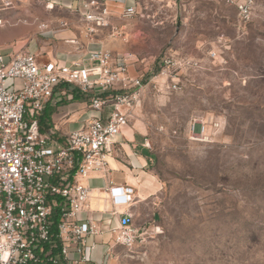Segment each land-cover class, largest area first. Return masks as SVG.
<instances>
[{"label":"rangeland","instance_id":"rangeland-1","mask_svg":"<svg viewBox=\"0 0 264 264\" xmlns=\"http://www.w3.org/2000/svg\"><path fill=\"white\" fill-rule=\"evenodd\" d=\"M252 1L251 20L240 24L224 0H149L134 18L113 24L117 39L39 0H12L0 12L8 21L0 29L4 54L46 62L61 45L91 51L111 38V52L130 54L131 74L144 79L164 54L200 62L201 70L181 72V90L148 87L133 111L130 125L147 139L158 186L134 208L140 240L131 250L115 246L112 264H264V0ZM69 23L86 43L56 37ZM91 112L89 97L69 91L46 116L51 129L66 133ZM200 121L211 131L207 142L191 138Z\"/></svg>","mask_w":264,"mask_h":264},{"label":"built area","instance_id":"built-area-1","mask_svg":"<svg viewBox=\"0 0 264 264\" xmlns=\"http://www.w3.org/2000/svg\"><path fill=\"white\" fill-rule=\"evenodd\" d=\"M235 7L238 23L252 18V0H224ZM12 0H0V12ZM83 20L97 29L119 34L110 13L96 0H84ZM134 7L121 11L122 20L136 16ZM8 23L0 14V29ZM209 58L217 54L211 51ZM132 56L109 50L88 52L81 61L42 62L28 52H0V264H86L88 237L97 233L88 210L93 173H106L108 157L133 111L142 106L148 87L156 93L182 89L181 72H195L198 60L164 54L149 79L131 74ZM88 63V64H85ZM89 97L98 116L63 136L41 130L40 116L66 92ZM216 128V124H214ZM192 140L207 142L211 131L200 121L192 124ZM113 206H127L131 187H109ZM114 246L133 249L140 235L130 214L113 212ZM55 227V231H53ZM95 246L91 245L90 250ZM98 264H107L101 262Z\"/></svg>","mask_w":264,"mask_h":264},{"label":"crops","instance_id":"crops-1","mask_svg":"<svg viewBox=\"0 0 264 264\" xmlns=\"http://www.w3.org/2000/svg\"><path fill=\"white\" fill-rule=\"evenodd\" d=\"M47 10L62 11L68 14H75L79 17V21L83 20L82 13L84 0H39ZM110 13L112 25L121 19V11L125 7H134L138 14L144 3L149 0H96ZM49 7V8H48ZM62 22L66 23L65 19ZM73 24V23H72ZM69 26L71 24L69 23ZM70 29H65L57 33L59 39L71 44L69 40H78L86 43L84 36L79 32H74ZM74 29V28H73ZM76 33V34H74ZM79 37V38H78ZM108 38V37H107ZM102 47L113 51L116 49V44L110 39L104 38ZM62 51L56 53H46V60L51 61H81L84 60L90 50H80V47H72L70 45H61ZM82 47V46H81ZM83 49V48H82ZM1 52V51H0ZM88 64V63H85ZM48 105L45 109L52 107ZM90 108V107H89ZM91 110V109H90ZM92 111V110H91ZM91 118L98 116V113L92 111ZM90 118V119H91ZM86 120H82L77 127L69 129L63 133L57 125L50 131L55 132L59 136H63L68 132L79 128ZM62 127V126H61ZM48 131V130H47ZM141 130L136 125H128L122 128L120 135L116 137L115 145L108 157V167L106 173H93L84 180V184L90 188V200L88 210L82 214L83 218L87 216L94 221L97 233L94 236L88 237L84 253L89 259L86 264H98L106 262L112 264L114 258V241L110 230L117 227V218L113 212L122 214H130L134 217V208L136 205L142 204L150 197H153L158 183L151 173L150 166L153 163V154L149 151L147 139L143 137ZM109 187H131L134 189L133 201L127 206H113L111 203L107 189ZM134 225V224H133ZM94 245V250H90V246Z\"/></svg>","mask_w":264,"mask_h":264},{"label":"trees","instance_id":"trees-1","mask_svg":"<svg viewBox=\"0 0 264 264\" xmlns=\"http://www.w3.org/2000/svg\"><path fill=\"white\" fill-rule=\"evenodd\" d=\"M46 112L47 109H45L42 113V115L40 116V127L41 130H50V126H49V119L46 116ZM53 231H55V227H53Z\"/></svg>","mask_w":264,"mask_h":264}]
</instances>
